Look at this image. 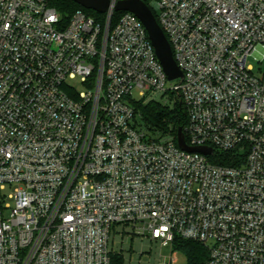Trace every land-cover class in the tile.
<instances>
[{"label": "built area", "instance_id": "1", "mask_svg": "<svg viewBox=\"0 0 264 264\" xmlns=\"http://www.w3.org/2000/svg\"><path fill=\"white\" fill-rule=\"evenodd\" d=\"M147 1L181 77L130 11L105 31L50 0H0V264H109L119 225L198 241L203 264H264V0ZM157 94L179 97L185 143L211 154L138 122L133 102Z\"/></svg>", "mask_w": 264, "mask_h": 264}, {"label": "trees", "instance_id": "2", "mask_svg": "<svg viewBox=\"0 0 264 264\" xmlns=\"http://www.w3.org/2000/svg\"><path fill=\"white\" fill-rule=\"evenodd\" d=\"M146 4L148 3L145 0ZM50 4L54 6L60 13L62 20L65 22L70 15L77 9L82 10L87 15L91 16L96 22L100 23L103 27L105 24V14L96 12L92 9H86L81 5L73 2L72 0H50ZM154 16L157 14L152 10ZM122 11L114 12L111 20L110 27L114 25L118 16ZM96 70L89 78L90 85L95 82ZM136 115L139 118V123L144 126L151 135L158 137H170L176 143L178 129H184L187 122V114L183 103L179 97L172 95L169 102L160 100H136L133 102ZM228 162L227 156L223 159ZM172 250L182 253L186 258V264H203L208 257L207 247L194 240L185 239L180 236H174L172 243ZM109 264H123V255L120 252H111Z\"/></svg>", "mask_w": 264, "mask_h": 264}, {"label": "water", "instance_id": "3", "mask_svg": "<svg viewBox=\"0 0 264 264\" xmlns=\"http://www.w3.org/2000/svg\"><path fill=\"white\" fill-rule=\"evenodd\" d=\"M86 9H92L99 13L106 14L105 31L108 29L112 11H130L134 13L145 26L157 58L168 79L181 77V71L175 63L170 44L158 24L152 10L143 0H118L112 5V0H72ZM178 145L187 151L200 152L206 155L212 153L210 147L189 146L184 141L182 129L177 133Z\"/></svg>", "mask_w": 264, "mask_h": 264}, {"label": "rangeland", "instance_id": "4", "mask_svg": "<svg viewBox=\"0 0 264 264\" xmlns=\"http://www.w3.org/2000/svg\"><path fill=\"white\" fill-rule=\"evenodd\" d=\"M248 63H252L254 71H258L259 63L253 57L247 58ZM68 82L75 87L78 91H83L84 86L79 76L69 78ZM159 100L160 98L157 94ZM13 191V187H6L1 191L7 194ZM11 198L7 195L4 197V203L10 204ZM115 230L118 233L111 232L109 240V248L115 252H120L123 255L124 262L127 264H163L168 263L170 257L174 258L175 264H186L185 256L178 252L173 251L172 246H163L159 241H151L149 238H142L137 235H132L128 227L122 228L121 225L117 226ZM125 230V232H123ZM127 230V231H126Z\"/></svg>", "mask_w": 264, "mask_h": 264}]
</instances>
